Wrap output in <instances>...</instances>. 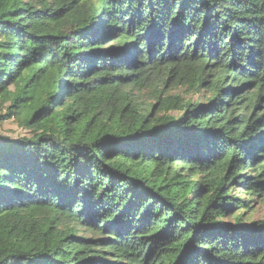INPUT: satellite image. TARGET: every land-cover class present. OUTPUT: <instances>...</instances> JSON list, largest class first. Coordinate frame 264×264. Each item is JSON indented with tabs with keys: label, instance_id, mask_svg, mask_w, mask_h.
Here are the masks:
<instances>
[{
	"label": "trees",
	"instance_id": "trees-1",
	"mask_svg": "<svg viewBox=\"0 0 264 264\" xmlns=\"http://www.w3.org/2000/svg\"><path fill=\"white\" fill-rule=\"evenodd\" d=\"M13 118L0 264H264V0H0Z\"/></svg>",
	"mask_w": 264,
	"mask_h": 264
},
{
	"label": "rangeland",
	"instance_id": "rangeland-1",
	"mask_svg": "<svg viewBox=\"0 0 264 264\" xmlns=\"http://www.w3.org/2000/svg\"><path fill=\"white\" fill-rule=\"evenodd\" d=\"M0 133L7 137L17 138L24 133H26L25 130H23L16 119H9L6 120L1 126H0ZM241 194H243L241 192ZM235 214L227 215L226 219L228 222H232L235 219ZM252 220H260L264 219V202L258 203L256 206V210L251 215Z\"/></svg>",
	"mask_w": 264,
	"mask_h": 264
},
{
	"label": "water",
	"instance_id": "water-1",
	"mask_svg": "<svg viewBox=\"0 0 264 264\" xmlns=\"http://www.w3.org/2000/svg\"><path fill=\"white\" fill-rule=\"evenodd\" d=\"M233 212H234V210L230 211V212L228 213V215H231Z\"/></svg>",
	"mask_w": 264,
	"mask_h": 264
}]
</instances>
